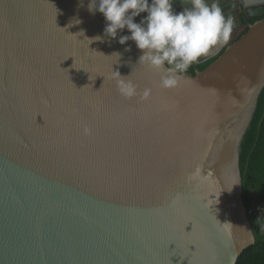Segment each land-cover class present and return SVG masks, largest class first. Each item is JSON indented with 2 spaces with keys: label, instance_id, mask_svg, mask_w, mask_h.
Listing matches in <instances>:
<instances>
[{
  "label": "water",
  "instance_id": "obj_1",
  "mask_svg": "<svg viewBox=\"0 0 264 264\" xmlns=\"http://www.w3.org/2000/svg\"><path fill=\"white\" fill-rule=\"evenodd\" d=\"M218 2L243 33L165 88L91 0H0V264H237L257 241L240 144L264 0Z\"/></svg>",
  "mask_w": 264,
  "mask_h": 264
},
{
  "label": "clouds",
  "instance_id": "obj_2",
  "mask_svg": "<svg viewBox=\"0 0 264 264\" xmlns=\"http://www.w3.org/2000/svg\"><path fill=\"white\" fill-rule=\"evenodd\" d=\"M183 2L190 7L176 12L173 0H91L89 10L103 14L107 22L105 33L113 39L118 30L127 28L130 35H121L118 42L124 45L134 41L142 51L139 63L161 71V86L171 88L178 85L180 75L200 57L226 42L234 26L233 19L222 12L218 0ZM141 13L147 15L135 22L134 18ZM125 50L129 51L130 46ZM118 87L126 97L135 93L131 81H120Z\"/></svg>",
  "mask_w": 264,
  "mask_h": 264
},
{
  "label": "trees",
  "instance_id": "obj_3",
  "mask_svg": "<svg viewBox=\"0 0 264 264\" xmlns=\"http://www.w3.org/2000/svg\"><path fill=\"white\" fill-rule=\"evenodd\" d=\"M143 17L147 13H141ZM259 18L245 19L253 23ZM214 57L192 64L187 72L195 73L211 64ZM240 169L243 180V200L257 241L247 247L237 264H264V88L253 118L240 144Z\"/></svg>",
  "mask_w": 264,
  "mask_h": 264
},
{
  "label": "crops",
  "instance_id": "obj_4",
  "mask_svg": "<svg viewBox=\"0 0 264 264\" xmlns=\"http://www.w3.org/2000/svg\"><path fill=\"white\" fill-rule=\"evenodd\" d=\"M245 28H240L234 32H232L230 35H234L236 33L237 37L238 35H240L241 33H243ZM236 39V38H235ZM227 42H223V43H219L218 45L214 46L206 55H212L211 57L217 56L226 46H227ZM204 55V56H206ZM202 56V57H204Z\"/></svg>",
  "mask_w": 264,
  "mask_h": 264
},
{
  "label": "rangeland",
  "instance_id": "obj_5",
  "mask_svg": "<svg viewBox=\"0 0 264 264\" xmlns=\"http://www.w3.org/2000/svg\"><path fill=\"white\" fill-rule=\"evenodd\" d=\"M239 36V35H238ZM237 38L236 33L234 35H230V38L227 40V45L234 41V39Z\"/></svg>",
  "mask_w": 264,
  "mask_h": 264
},
{
  "label": "flooded vegetation",
  "instance_id": "obj_6",
  "mask_svg": "<svg viewBox=\"0 0 264 264\" xmlns=\"http://www.w3.org/2000/svg\"><path fill=\"white\" fill-rule=\"evenodd\" d=\"M240 35H241V34H240ZM240 35H239V36H240ZM239 36H238V37H239ZM238 37H237V38H238ZM237 38H236V39H237ZM234 40H235V39H234ZM210 58H211V57H210ZM206 59H207V58H206ZM206 59H205V57H200L199 60L203 61V60H206ZM208 59H209V58H208Z\"/></svg>",
  "mask_w": 264,
  "mask_h": 264
}]
</instances>
